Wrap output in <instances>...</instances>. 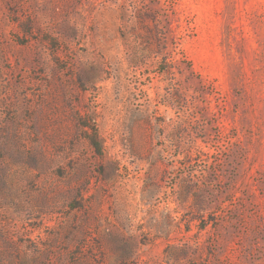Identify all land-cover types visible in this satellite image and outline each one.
Segmentation results:
<instances>
[{
    "label": "rangeland",
    "instance_id": "374dc122",
    "mask_svg": "<svg viewBox=\"0 0 264 264\" xmlns=\"http://www.w3.org/2000/svg\"><path fill=\"white\" fill-rule=\"evenodd\" d=\"M0 264H264V0H0Z\"/></svg>",
    "mask_w": 264,
    "mask_h": 264
},
{
    "label": "trees",
    "instance_id": "16d2710c",
    "mask_svg": "<svg viewBox=\"0 0 264 264\" xmlns=\"http://www.w3.org/2000/svg\"><path fill=\"white\" fill-rule=\"evenodd\" d=\"M90 142H91L92 146L95 148V150L99 151V145H98L95 137L91 136L90 137Z\"/></svg>",
    "mask_w": 264,
    "mask_h": 264
}]
</instances>
